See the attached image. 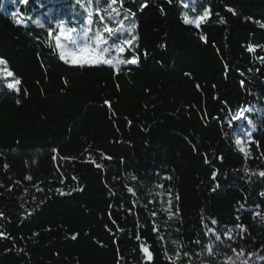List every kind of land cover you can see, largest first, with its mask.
<instances>
[{"label": "trees", "instance_id": "16d2710c", "mask_svg": "<svg viewBox=\"0 0 264 264\" xmlns=\"http://www.w3.org/2000/svg\"><path fill=\"white\" fill-rule=\"evenodd\" d=\"M189 1L149 0L140 13L139 0H125L124 10L136 13L140 66L117 75L107 66L64 64L48 36L58 19L45 17V29L17 27L12 15L17 5L0 0V57L22 81L17 94L0 79V231L11 237L0 238V264H117L118 255L119 264H143L140 243L149 246L151 264H169L177 251L201 252L203 245L192 243L197 238L217 243L203 235L202 224L212 226L211 218L222 237L232 229L233 240L223 237L225 244H244L264 255V224L252 215L264 213V178L250 175L264 170V64L257 59L264 47L246 50L249 44L264 46V29L254 22L264 23V0H196L198 11H212L200 29L182 23ZM71 2L29 0L31 7L21 11L35 19ZM229 110L244 111L257 125L252 139L259 147L252 143L247 158L234 140L251 128L246 119L229 128ZM157 183L179 195V201L173 198L178 217L168 220L167 193ZM77 187L83 191L56 192ZM110 214L124 232L116 231ZM154 222L159 232L153 231ZM237 224L247 226L243 241ZM224 259L202 253L177 264ZM250 264L264 260L253 258Z\"/></svg>", "mask_w": 264, "mask_h": 264}, {"label": "snow or ice", "instance_id": "6c2138e0", "mask_svg": "<svg viewBox=\"0 0 264 264\" xmlns=\"http://www.w3.org/2000/svg\"><path fill=\"white\" fill-rule=\"evenodd\" d=\"M124 2L125 0H72V4L70 5L72 9L71 20L65 22L64 20H60L56 29L58 30V34L54 38V48L58 52L59 59L66 65L72 67H78L81 69L84 68H100L103 66L111 67L114 71V74H119L122 70L131 69L128 66H140V55L137 52V48L139 45L137 41L139 39L138 35H136V29L138 27L135 22L136 13H132L130 11L124 10ZM173 0H168V3L171 4ZM12 3L17 5L15 11L12 13L14 17V24L17 27L28 28L29 24L26 22L27 19L31 17H26L25 13L21 11L22 6H29V0H12ZM196 5V0H193L191 11L195 13L194 16H189L185 13L182 17V23L186 26H192L196 29H200L203 24H206L211 16L212 11L210 8H203L198 11ZM149 6V0H139L138 3V12L143 13L146 8ZM184 8H189L188 3L183 4ZM163 12V8L160 9ZM229 12H232L234 15L236 14L232 8L228 9ZM219 17V13H216ZM247 19H252L248 17ZM220 23H226L223 17H219ZM258 24L261 29H264V23L260 21H254ZM34 26L36 28L45 29L46 25L41 20L37 19L33 21ZM49 38H53V30L48 29ZM200 39L202 41L207 42L206 37L201 35ZM53 46L52 44L49 45ZM264 47L262 45H247V51L249 53H255L258 48ZM126 53H131L130 58H124ZM146 56L147 53H144ZM257 59L261 64H264V56H259ZM0 65L4 67L0 69V79H3L5 82V86L7 89L20 93L21 89L19 85L22 81L19 78H14V73L7 68V61L0 57ZM123 66V69H122ZM8 78H13L9 81ZM241 87H244V81L241 80ZM106 104H109L108 101H105ZM109 106H111L109 104ZM114 114V113H113ZM246 119L247 125L250 126L251 131L245 129L243 132L239 133L241 138H236L234 140V144L238 148L239 152L242 153L245 158L249 157L250 145L252 143H257L252 139V132L257 130V125L253 122L252 119H248L244 116L242 112H238L236 114H232L231 110L228 113L227 124L229 128L233 127V121ZM257 147L259 144L257 143ZM103 159L111 160L112 157L107 156L104 153L100 154ZM56 158L55 156L53 157ZM65 160L73 159L71 157L63 158ZM222 159V157H220ZM88 162L92 163L97 169H103L104 165L97 163L95 160H89ZM205 163H210L207 158H205ZM3 168L5 171L8 170L9 165L4 164ZM250 175L258 176L260 178H264V170H259L257 172H251ZM218 172L213 171L211 179L215 181L217 179ZM27 180H31L32 177H26ZM75 181L77 178L75 176L72 177ZM133 181L137 180V177L133 175L131 177ZM163 180H171V176H163ZM61 183H64V178L61 177ZM20 183L19 181L16 182ZM108 185L106 184V187ZM38 191H42L37 185H34ZM124 187L127 189V192L132 196L136 197L137 193L132 186L125 184ZM156 187L158 189H165L167 193V207L163 209L164 212L167 213L168 220H172L179 216V209H173V198L176 201H179L180 197L178 194H174L172 189L165 188V184L157 183ZM219 188V184L217 183L212 191L215 192L216 189ZM11 190V189H9ZM73 191H83L82 188L77 187L72 191H65L62 188H57L56 192L60 196H70ZM110 194L115 196L116 193L109 188ZM155 195L163 196V192H157ZM261 196H264V192L260 193ZM148 203H154L153 200H149ZM111 207V205H110ZM132 207H136V204L133 203ZM244 206L241 205V208ZM131 213V209L127 210ZM134 214V213H132ZM33 215L32 212L28 213V216ZM152 217L155 218L157 213L153 211L151 213ZM253 219H258L262 224H264V213L259 211L254 212ZM3 213L0 212V219H3ZM27 217H25L26 219ZM110 219L112 224L116 226L117 232H124V229L121 228L115 219H112L110 214ZM236 219L239 221L240 217L237 216ZM218 221L215 218H211V225L208 223H203L202 228L204 229L203 235L204 237H212L216 244L209 240L207 242L202 241L200 238H197L192 241L197 245H203L201 252H192L189 250L177 251L175 253V257H168L169 264H177V261H180L182 258H191L193 255H201L202 253H206L208 257H218L224 255L225 259L223 260V264H250V261L253 258H257L260 260H264V255L259 254L255 250L248 251L247 246L244 244L233 246L232 244H225L224 238L228 241L233 240V236L231 235L232 229L228 228L227 232L223 234L219 233L218 228L216 227ZM237 228H239L241 236L240 239L243 241L245 236L243 233L248 231L247 226L243 224H237ZM105 228L111 233L112 230L105 225ZM153 231L159 232V228L153 223ZM114 236V233H113ZM0 238L10 239L11 237L6 235L4 232L0 231ZM78 234H73L71 236L72 240H77ZM137 241L141 240L139 235L134 237ZM163 239V237H161ZM115 242V241H114ZM173 243H176L173 241ZM139 251L143 256V264H151L153 261V254L149 249V246L145 243H140L138 245ZM183 247V246H181ZM224 248L230 249V254L223 251ZM119 253V249H117ZM167 255V253H166ZM123 257L118 255L117 264L122 260ZM211 264V262H210Z\"/></svg>", "mask_w": 264, "mask_h": 264}, {"label": "rangeland", "instance_id": "374dc122", "mask_svg": "<svg viewBox=\"0 0 264 264\" xmlns=\"http://www.w3.org/2000/svg\"><path fill=\"white\" fill-rule=\"evenodd\" d=\"M7 1H10V0H7ZM65 1H69V0H65ZM12 3V2H11ZM188 4H189V8H187V14L189 15V16H194L195 15V13H193L192 11H191V6H192V3H193V0H190L189 2H187ZM72 4V2L71 3H67L66 5H69V6H67L66 8H61V9H57V10H55L54 8H51V9H49L47 12H45V13H43V15H41L40 17H37V18H30V19H27L26 20V22L28 23V24H33L34 25V23H33V21H35V20H37V19H39V20H41L42 22H44L45 24H46V21H45V17H47L48 19H50V20H52V19H54V17H56L58 20H56V21H54V31L53 32H57V34H58V30L56 29V25H57V23L60 21V20H64L65 22H67V21H70L71 20V13H72V9H71V7H70V5ZM14 6H15V4H13ZM56 5H59V4H56ZM196 6V5H195ZM197 7V6H196ZM63 10H64V13H63ZM191 12V13H190ZM56 34V35H57ZM136 34V33H135ZM56 35H53V43H54V38H55V36ZM4 66L3 65H0V69H2Z\"/></svg>", "mask_w": 264, "mask_h": 264}, {"label": "bare ground", "instance_id": "6f19581e", "mask_svg": "<svg viewBox=\"0 0 264 264\" xmlns=\"http://www.w3.org/2000/svg\"><path fill=\"white\" fill-rule=\"evenodd\" d=\"M240 112H242V113L244 114V116H245V112H244V111H240ZM235 121H237V122H242L243 119H242V120H235Z\"/></svg>", "mask_w": 264, "mask_h": 264}, {"label": "built area", "instance_id": "2783aa9c", "mask_svg": "<svg viewBox=\"0 0 264 264\" xmlns=\"http://www.w3.org/2000/svg\"><path fill=\"white\" fill-rule=\"evenodd\" d=\"M243 119V118H242ZM242 119H240V120H242Z\"/></svg>", "mask_w": 264, "mask_h": 264}]
</instances>
